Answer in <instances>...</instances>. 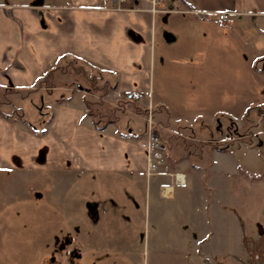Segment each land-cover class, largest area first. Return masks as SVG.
Masks as SVG:
<instances>
[{"label":"crops","instance_id":"crops-1","mask_svg":"<svg viewBox=\"0 0 264 264\" xmlns=\"http://www.w3.org/2000/svg\"><path fill=\"white\" fill-rule=\"evenodd\" d=\"M122 6L113 8L107 0H0V167L21 171L44 185L48 177L61 184L65 175L122 179L126 189L119 190L134 197H143L144 180L150 179L157 209L166 206L169 216L187 226L179 233L154 236V254L182 264H224L223 230L214 236L208 230L221 220L224 207L212 206L208 198L222 192L224 174H234L223 165L212 167L218 157L232 152L234 142L223 148L227 139L216 133L222 131L220 123L197 124L196 131H190L192 125L180 118L174 126L172 112L160 99L172 97V89L195 76L205 87L208 81H223L224 67L238 66L241 60L251 65L252 75L264 79V0H159L157 11L151 10L150 0H127ZM192 9L230 15L219 26L214 15L199 19ZM74 60L98 70L94 79L98 76L97 82L103 83L96 88L102 97L127 90L150 93L146 97L151 98L153 129L166 145L161 173H145L148 123L143 110L122 107L121 115L112 116L95 112L90 110L93 101L80 100L72 90L56 102L48 100L49 89L58 88L52 83L61 68H76ZM42 92L50 109L42 128H31L25 118H8V96L19 94L18 100L27 101ZM259 131L252 130L253 136ZM193 156L208 158V170L201 171ZM231 158L234 161L233 154ZM173 173L181 174L183 183H175ZM194 198L202 199L203 207L196 206L193 211L200 213L192 217ZM229 216L240 230L238 215ZM75 243L72 238L61 246Z\"/></svg>","mask_w":264,"mask_h":264},{"label":"rangeland","instance_id":"rangeland-1","mask_svg":"<svg viewBox=\"0 0 264 264\" xmlns=\"http://www.w3.org/2000/svg\"><path fill=\"white\" fill-rule=\"evenodd\" d=\"M74 63L76 68L69 65L61 68L57 80L52 83L58 88L49 89L48 100L56 102L72 90V94H79L80 100L93 101L90 110L95 112L112 116L121 115L122 107L130 111L141 109L146 112L147 119L150 116L154 127L151 98L124 101L112 94V97H102L103 93L100 95L96 88L103 83L97 82L98 76L94 79L98 70L84 62L74 60ZM253 74L251 65L241 60L238 66L224 67L223 81H208L205 87L195 76L182 80L178 88H171L172 97L160 99L172 112L174 126L180 118L192 125L190 131H196L194 125L197 124L220 123L222 131L216 133L227 139L221 143L223 148L230 144L228 141L234 142L232 152L218 157V163L212 165L216 170L223 165L227 168L225 171L233 170L234 174H224L222 192L208 198L212 206L217 203L224 207L221 220L213 221V228L208 229L211 236L223 230L224 264H247L248 253L256 246H264V79L259 80ZM91 89L97 91L92 93ZM46 95L42 92L25 101L17 99L19 94H11L8 97L12 100L5 113L11 119L25 118L31 128H42L50 112L44 106ZM116 108L119 109L115 111ZM182 111L185 115L180 113ZM254 123L258 125L253 126ZM141 126H144L143 121ZM254 129L261 130L255 137ZM254 141L259 145H253ZM193 146L189 147L193 149ZM191 149L188 148L189 152ZM192 160L200 164L201 171L208 170L205 164L208 158L203 162L193 156ZM121 180L97 174L80 175L79 178L65 175L61 184L48 177L44 185V181L30 179L21 171L0 167V264H182L180 259L154 254L152 238L179 233L187 226H180L178 219L175 221L169 216L166 206L162 211L157 209L150 179V183L144 180L143 197L128 193L133 197L132 202L128 201L126 191L119 190L126 189ZM37 197L40 199H35ZM194 201L191 202L192 217L200 213L193 211L196 206L203 207L202 199L197 202L194 198ZM201 212L203 214L204 209ZM230 212L238 215L240 230L236 220L234 225L230 222ZM183 215L184 211L178 212L179 221ZM216 223L222 225L217 224L215 230ZM72 238L75 244L61 246Z\"/></svg>","mask_w":264,"mask_h":264},{"label":"built area","instance_id":"built-area-1","mask_svg":"<svg viewBox=\"0 0 264 264\" xmlns=\"http://www.w3.org/2000/svg\"><path fill=\"white\" fill-rule=\"evenodd\" d=\"M113 8L122 9L124 8L122 4L127 0H107ZM159 0H150L151 10L157 11ZM189 12L193 13L197 18L203 19L207 16L214 15L217 24L223 26L224 23L229 19V11H207L203 9H192ZM116 95L120 99L130 100V101H140L146 96L150 95L149 92H139V91H119ZM148 129L144 139V146L146 149V176L153 174L161 173L162 167L164 165L166 145L162 139L153 132V127L150 121V116H148ZM174 182L177 184L183 183L182 175L178 173H173ZM264 225V217H263ZM253 250V249H252ZM248 262L247 264H264V246H256L252 253H248Z\"/></svg>","mask_w":264,"mask_h":264},{"label":"flooded vegetation","instance_id":"flooded-vegetation-1","mask_svg":"<svg viewBox=\"0 0 264 264\" xmlns=\"http://www.w3.org/2000/svg\"><path fill=\"white\" fill-rule=\"evenodd\" d=\"M90 213H91V215H94L95 212L93 210H91Z\"/></svg>","mask_w":264,"mask_h":264},{"label":"trees","instance_id":"trees-1","mask_svg":"<svg viewBox=\"0 0 264 264\" xmlns=\"http://www.w3.org/2000/svg\"><path fill=\"white\" fill-rule=\"evenodd\" d=\"M155 132V131H154ZM156 133V132H155Z\"/></svg>","mask_w":264,"mask_h":264}]
</instances>
